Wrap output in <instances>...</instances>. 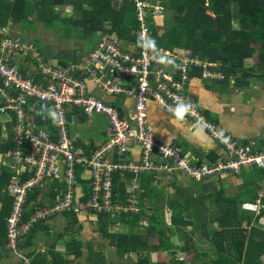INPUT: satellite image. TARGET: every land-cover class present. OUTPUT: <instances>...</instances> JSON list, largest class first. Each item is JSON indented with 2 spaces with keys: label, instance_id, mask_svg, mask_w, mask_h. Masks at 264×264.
<instances>
[{
  "label": "built area",
  "instance_id": "2783aa9c",
  "mask_svg": "<svg viewBox=\"0 0 264 264\" xmlns=\"http://www.w3.org/2000/svg\"><path fill=\"white\" fill-rule=\"evenodd\" d=\"M138 22L135 41L124 45L116 33L110 32L107 23L97 34L100 40L78 64L55 67L48 63L43 52L31 40H25L0 30V116L2 126L11 116L12 149L1 152L0 164L14 172L4 193L12 198L11 215L6 220V248L17 253L19 239L26 233L27 226L44 221L55 213L107 212L115 218L122 213H137L131 205L135 202L133 191L125 205L113 200V175L127 172L137 176L179 170L185 176L201 180L222 174H238L242 168L264 169V148L257 141L243 143L208 120L199 110L194 95L188 90V83L194 69H199L201 78L207 81L223 79L217 64L190 56L182 49H159L155 51L150 42L147 18H153L155 25L162 16L159 3L150 6L145 0H132ZM126 80H134L126 86ZM87 81L99 86L106 94L123 95L133 100L132 120L121 116L113 105L92 96L87 91ZM167 105H163L160 101ZM154 102L160 111L173 117L185 115L184 119L205 130L223 151L216 161L193 163L171 144L158 146L154 140L153 128L147 121V104ZM37 108V106H41ZM49 108L54 133L34 129L30 112L33 109ZM102 116L106 121L107 140L98 148L85 152L75 147L69 136V126L80 119ZM3 142L7 132L2 128ZM137 144L140 159L137 162L127 156L130 145ZM1 146V145H0ZM119 157L118 162L109 163L108 154ZM158 156L156 163L151 155ZM124 156H127L125 158ZM257 157L255 161L250 158ZM2 168L0 169V177ZM77 174L88 181L91 191L84 208H77L80 189ZM25 177L24 179H22ZM188 177V176H187ZM56 179L65 192L61 195L54 188L56 198L51 209L23 220L27 195L34 189L45 190L47 180ZM77 187V188H74ZM138 189L133 185L131 190ZM75 193V194H73ZM33 214V213H32ZM100 215V214H99ZM23 223L21 227L20 224ZM117 230V222L109 232ZM9 238V240H8ZM27 260L24 261V263Z\"/></svg>",
  "mask_w": 264,
  "mask_h": 264
},
{
  "label": "crops",
  "instance_id": "0c3cea01",
  "mask_svg": "<svg viewBox=\"0 0 264 264\" xmlns=\"http://www.w3.org/2000/svg\"><path fill=\"white\" fill-rule=\"evenodd\" d=\"M61 8L68 9L71 6ZM36 24L37 31L32 28L26 29L19 22H12L13 26H10L12 31L9 33L29 40L39 33V29L43 33L47 32L45 34L47 37L37 34L35 41L42 46L41 49L52 66L78 64L95 46L96 41L93 42L89 37L80 38L72 35L61 37L55 28H44L40 22ZM161 24L157 23L158 26ZM244 63L243 76L236 84L234 80L223 84L193 76L188 83V90L194 95L199 110L208 120L241 142L245 143L252 139L264 148V80L261 79L260 67L252 65L251 60H245ZM133 82L134 80H126L125 85L132 86ZM86 85L89 94L113 105L121 116L132 120L131 97L106 94L90 81H87ZM147 121L153 127L157 141L180 148L183 155L193 163L213 162L212 160L221 154L219 146L205 131L191 122H179L166 115L152 101L147 104ZM42 130L45 131V129ZM69 136L83 145L91 144L92 148L96 149L107 140L106 121L102 116H94L89 120L80 119L69 126ZM127 156L134 162L139 160L140 149L137 144L130 145ZM127 156L124 157L127 158ZM151 157L153 161H159L158 156L152 154ZM118 159L119 157L115 154L107 155L109 163H116ZM131 176L129 180H126V191L129 192L133 185L137 186L138 189L135 190L137 206L143 207L145 217L138 220L134 226V232L143 236L145 242L147 240L151 264H156L158 261L168 262L172 253L175 260L180 262L178 253H185L179 251L184 241L177 235H171V242L167 243V248H164L162 244H158V235L152 237V234L148 232L142 233L147 226L146 217L151 215L152 209L158 210L153 215L157 220L164 219L166 226H170L171 209L167 207L170 199H179L187 206L191 202L192 208H186V212L190 209L197 212V214H191L189 211L188 219L202 222L197 231L198 234L205 224L209 228L212 227L210 223L212 218L216 222L215 230H222L219 222L230 220L229 216L235 207H239L241 213H245L244 217L247 213L250 216L261 213L247 212L242 208L243 203L252 201L256 195L259 196L260 187L264 186V176L256 171L244 170L239 175L215 176L201 181L189 179L180 171L160 174L156 177ZM81 178L87 180L83 176ZM141 178L146 179L141 182ZM46 192L47 190L43 191V196L47 195ZM43 199L45 207L53 201H49L48 198ZM173 203L169 204L173 205ZM1 204L0 202V207ZM236 204L239 205L236 206ZM32 205L38 207L42 203L38 200H30L27 203L26 200L25 208L29 209ZM138 207L140 209V206ZM27 219L28 217H23V220L27 221ZM96 220L97 218L85 214L55 213L23 235L19 241L18 253L7 251L4 245H0V264H21L20 257L24 261L27 260L23 264H136L135 253L125 256L116 254V247L111 244V240L106 235L100 232L99 221L96 222ZM245 222L243 221V224ZM257 225L264 226V215L259 218ZM126 226L117 221L115 233H123L126 231ZM191 228L193 227L187 226V231H191ZM199 245L208 249L214 247L212 244L202 245L201 241ZM75 252L78 256H74ZM189 261L187 257V262Z\"/></svg>",
  "mask_w": 264,
  "mask_h": 264
},
{
  "label": "trees",
  "instance_id": "16d2710c",
  "mask_svg": "<svg viewBox=\"0 0 264 264\" xmlns=\"http://www.w3.org/2000/svg\"><path fill=\"white\" fill-rule=\"evenodd\" d=\"M145 1L151 3L150 6L159 3L163 11L173 13V23L161 33L157 29L159 26L155 25L150 14L147 18L150 29V42L155 51L179 48L185 50V53L190 56L216 63L217 70L224 75L223 79L217 80V82L223 84L230 82L229 80H234L235 84L241 81L244 62L245 60H251L252 65L260 67L261 79L264 80V0ZM69 6H71L68 9L72 15L61 17L59 9ZM31 11L34 14L28 17ZM35 18L46 28L58 29L61 24H64L67 28H74L78 37H89L96 43L100 40L97 33L102 30L105 23L109 25L110 32L116 33L124 45L132 44L135 41L138 30L132 0H0V28L4 27L9 20L13 23L19 22L26 29L34 28ZM234 21H237L238 24L236 28L233 26ZM191 75V78L200 76L201 79L199 69H194ZM39 107H42V105L37 106V108ZM48 111V106L44 105L43 110H41L42 115L35 113L32 115V119L42 129L54 133L53 123L48 116ZM13 119L11 116L10 120L4 124L7 140L5 143H0L1 152L12 149L13 133L11 129ZM83 120H86V118H83ZM2 122L3 118L0 116V140ZM73 143L75 147L83 148L85 152L93 150L91 144L86 146L77 140H73ZM181 154L183 155L182 151ZM216 159L214 158L212 161L214 162ZM160 161L159 158V161L155 162L159 163ZM1 168L0 245L3 246L6 242V217L9 215L12 204V198L3 190L15 174L11 168L3 167L2 164H0ZM174 171L176 170L172 168L167 173ZM146 176L151 177L152 175L147 174ZM131 177L127 172L114 173L112 181L114 201L125 205L127 199L126 180ZM144 179L146 178H141V182ZM77 181L80 186L79 199L81 203H85L91 195L88 181L80 178L79 174H77ZM46 183L49 186H46L45 190L34 189L27 195V203L30 200H38L44 205L43 198H48L49 201L54 200L56 198L54 188L60 191L59 195L65 192V186L56 179L47 180ZM46 190L47 195L43 196V191ZM257 199L258 196L256 195L252 201L245 202L242 206H250L251 211L255 212L258 208ZM170 202H174L173 205H170ZM138 206H140V209L137 213H122L115 218L110 217L107 212L99 213L96 222L99 221L100 232L104 236L106 235L111 240V244L116 247L118 256L135 253L137 255L136 264H151L149 260L150 252L149 250L147 253L145 252L148 246L147 240L145 242L143 236L141 237L139 233L134 232V226L141 217H144L143 207ZM167 207L171 209L170 226H166L164 219L159 218L157 220L153 215L158 210L152 209L151 215L146 217L147 226L142 233L148 232L152 234V237L158 235V244H162L164 248H167V243L171 242V235H177L180 240L183 239L184 243L180 246L179 251L185 252L182 254L189 257L188 264H264L262 258L264 255V226L257 225L259 218L264 215V210L258 209L257 212L261 213L253 216L246 212L247 216L244 217L245 213H241L239 207H235L229 216L230 220L219 222L222 230H210L209 226L205 224L198 234L197 231H199L202 222L188 219V212L191 209L186 212V208H192L191 202L187 206L179 199H170ZM33 211V207L25 208V217H29ZM82 211V214L86 212ZM94 212L95 210L92 207L87 210V214ZM190 213L197 214L195 210L190 211ZM117 221L121 225H127L125 227L126 231L121 234L110 233L109 228L111 229ZM243 221H246L245 226ZM187 226L193 227L191 231H187ZM227 227H231L232 231L238 232L241 239L225 233ZM200 241L202 245L212 244L214 247L210 249L200 247ZM171 248L173 249V247ZM74 256H78V253L75 252ZM156 264L187 263L183 260L176 261L174 253H172L168 262L158 261Z\"/></svg>",
  "mask_w": 264,
  "mask_h": 264
},
{
  "label": "rangeland",
  "instance_id": "374dc122",
  "mask_svg": "<svg viewBox=\"0 0 264 264\" xmlns=\"http://www.w3.org/2000/svg\"><path fill=\"white\" fill-rule=\"evenodd\" d=\"M60 11H59V13H60V16L61 17H64V16H68V15H72V13L68 10V9H66V8H60L59 9ZM34 13L31 11V13L29 14V16L28 17H31L32 15H33ZM172 16H173V13L171 12H166V11H163V13H162V16L161 17H159V19L157 20V23L158 24H161L162 23V26L160 25L159 27H157V29H158V31H160L159 33H161V32H164L166 29H167V26H170V24H172L173 23V20H172ZM164 20H165V22H164ZM58 22V21H57ZM36 23H38V20H36V18H35V20H34V24H36ZM164 23V24H163ZM237 21H234L233 22V26L236 28L237 27ZM10 26H13L12 25V21L11 20H9V22H8V24H7V26L6 27H4V28H2L3 29V31H5V32H10V31H12L11 29H10ZM32 29H36V31H37V29H38V26H37V24L35 25V27L34 28H32ZM0 30H1V28H0ZM55 30H57V32H58V34L61 36V37H66V36H75V37H77V35H76V33H75V29L74 28H67V26H65L64 24H61L59 27H58V29H55ZM1 32H2V30H1ZM37 33V32H36ZM39 33L43 36V37H47L45 34L47 33V32H42V30L41 29H39ZM39 33H37V34H39ZM37 34H35L32 38H31V40H33V41H35V40H37L36 38L38 37L37 36ZM0 37H1V34H0ZM38 48L41 50V48H42V46L41 45H38ZM184 53H185V50H182ZM50 62V61H49ZM213 82H217V81H213ZM39 114V113H41L40 112V110H38V109H33V111H31L30 112V114H31V117L29 118V119H32V115L33 114ZM35 124V123H34ZM2 128L4 129V128H6L5 126H2ZM34 129H41V127H39L37 124H35V127H34ZM46 131V130H45ZM48 132V131H47ZM3 136L4 135H1V140H0V143H2L3 141ZM153 136H154V133H153ZM154 140L158 143L157 145L158 146H161L162 144H167V143H162L161 141H157L156 139H155V137H154ZM139 159H140V156H139ZM257 159V157H253V158H250V161H255ZM1 161V160H0ZM176 171H179V170H176ZM165 173H167V172H165ZM165 173H163V174H165ZM162 174V173H161ZM186 175V174H185ZM188 176V178L189 179H193V180H195L194 178H191V175L189 176V175H187ZM186 176V177H187ZM74 188H77V187H74ZM131 191H133V195H134V199H135V202L131 205L133 208H135V209H138L139 207L137 206V195L135 194V191L134 190H130L129 192L128 191H126V194H127V196H128V194L131 192ZM86 203H88V201L87 202H85V203H82L79 207H77V208H84L85 210H87L86 209V207H85V205H86ZM52 206H53V203H51L48 207H45V205H39L38 207H35V206H33L32 205V207L33 208H35L34 209V212H33V214H31L30 215V217H32L34 214H37V213H39V212H41L40 210H46V209H51L52 208ZM24 208H25V206H24ZM61 212V211H60ZM10 215H11V212H9V215L6 217V220L8 219V217H10ZM77 215V214H76ZM85 215H89V216H91V217H95V218H97L98 217V215H97V213H92V214H85ZM22 216H25V213L23 212V215ZM210 223H211V228H210V230H215V226H216V222H215V220L212 218L211 220H210ZM22 222H21V224H20V226L21 227H23L22 226ZM37 224H40V222L39 223H36V222H34V225L33 226H36ZM228 224V223H227ZM33 226H27L25 229H24V231L27 233ZM229 229V230H228ZM225 233H227L228 235H232V236H234L235 238H237V239H241L240 238V236H239V233L238 232H235V231H232V228L231 227H227V231L225 232ZM19 237L20 236H17V237H15V239L13 240L14 241V243L16 244L17 242H18V244H19V241L22 239V237L19 239ZM8 240H9V238H8ZM6 243H7V240H6V242H5V244H4V247H5V249L7 250V251H9L7 248H6ZM10 252H12V251H10ZM146 253L148 252V247H147V250L145 251ZM13 253V252H12ZM178 255H179V260H183V261H186V263L188 264V262H187V256L186 255H184V254H182V253H178ZM162 256H164V257H166L164 254H162ZM135 257H137L136 255H135ZM21 258V260H22V263L21 264H23V262H24V260L22 259V257H20ZM189 258V257H188ZM263 260H264V255H263ZM211 264H213V263H211Z\"/></svg>",
  "mask_w": 264,
  "mask_h": 264
},
{
  "label": "clouds",
  "instance_id": "9594fccd",
  "mask_svg": "<svg viewBox=\"0 0 264 264\" xmlns=\"http://www.w3.org/2000/svg\"><path fill=\"white\" fill-rule=\"evenodd\" d=\"M4 27H6V26H4ZM44 28H46V27H44ZM10 34V33H9ZM11 35H15V34H11ZM16 36V35H15ZM28 40V39H27ZM29 40H31V39H29ZM33 43H35L37 46H38V43H37V41H33V40H31ZM41 51H42V49H41ZM43 52V51H42ZM43 54H44V52H43ZM44 56H45V54H44ZM45 58H46V56H45ZM47 59V58H46ZM202 79V78H201ZM202 80H204V79H202ZM207 81V80H206ZM213 82V81H212ZM167 115V114H166ZM169 116V115H168ZM171 117V116H170ZM184 117H185V115H177V116H173L172 118H174V119H176V120H178L179 122H184V123H188V122H191V121H189V120H185L184 119ZM193 125H195L193 122H191ZM107 126V125H106ZM195 126H197V125H195ZM198 127V126H197ZM153 128V127H152ZM200 128V127H199ZM201 129V128H200ZM203 130V129H202ZM203 131H205V130H203ZM206 132V131H205ZM226 132V131H225ZM153 133H154V130H153ZM228 133V132H227ZM206 134L210 137V135L206 132ZM230 134V133H229ZM231 135V134H230ZM232 136V135H231ZM211 138V137H210ZM212 139V138H211ZM237 139V138H236ZM213 140V139H212ZM238 140V139H237ZM252 140V139H251ZM240 141V140H239ZM250 140H248L247 142H245V143H248ZM255 141V140H254ZM216 144H217V142L216 141H214ZM241 142V141H240ZM168 144V143H167ZM218 145V144H217ZM138 146V145H137ZM219 146V145H218ZM139 147V146H138ZM219 148H220V150H221V154H220V156L221 155H223V151H222V149H221V147L219 146ZM210 163H211V161H209ZM205 163V162H204ZM206 163H208V161L206 162ZM244 170H251V171H256V172H258L257 170H259L260 172L259 173H261L262 175H263V173H264V169H258V168H253V169H247V168H242L241 170H240V172L238 173V174H233V173H229V174H222V175H220V176H226V175H239V174H241V172L242 171H244ZM264 176V175H263ZM212 177H215V176H212ZM212 177H208V178H212ZM208 178H204V179H208ZM201 180H203V179H201ZM200 180V181H201ZM260 189L261 190H259V196H258V199H257V205H258V208H257V210L255 211V212H257L258 211V209L260 210H264V186L261 188L260 187ZM262 192H263V194H262ZM52 203H54V200H53V202ZM242 208H243V210H245V211H247V212H252L251 211V209H250V206H247V205H244V206H242ZM34 212V211H33ZM80 214H82V213H80ZM83 214H87V213H83ZM40 222H43V221H40ZM39 223V222H38ZM244 226H245V224H244ZM19 252V244H18V249H17V253ZM14 253V252H13Z\"/></svg>",
  "mask_w": 264,
  "mask_h": 264
},
{
  "label": "bare ground",
  "instance_id": "6f19581e",
  "mask_svg": "<svg viewBox=\"0 0 264 264\" xmlns=\"http://www.w3.org/2000/svg\"><path fill=\"white\" fill-rule=\"evenodd\" d=\"M160 102H161L163 105H167V103H166V102H164V101H162V100H161Z\"/></svg>",
  "mask_w": 264,
  "mask_h": 264
}]
</instances>
